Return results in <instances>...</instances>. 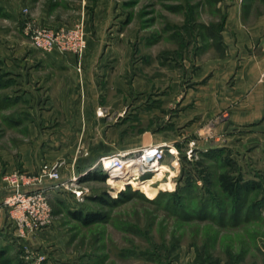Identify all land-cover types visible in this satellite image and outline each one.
I'll return each instance as SVG.
<instances>
[{
	"label": "rangeland",
	"instance_id": "rangeland-1",
	"mask_svg": "<svg viewBox=\"0 0 264 264\" xmlns=\"http://www.w3.org/2000/svg\"><path fill=\"white\" fill-rule=\"evenodd\" d=\"M96 1L101 0H0V165L6 194L9 174H37L42 166L36 172L21 166L5 172L6 158L15 159L20 143L28 137L11 128L10 116L25 104L10 102L9 68L50 66L43 55L53 51L34 47L25 28L29 23L68 28L81 21L86 46L80 56L72 53L79 71L89 33L100 31L99 24H94ZM113 2L112 17L101 33L102 47L111 51L102 52L97 62L87 65L104 66L106 61L107 66H123L128 58L130 66H135L130 73L114 70V78L130 79L125 91L131 102L122 116L111 121L126 124L124 133L118 135L121 139L133 140L144 133L147 142L128 150L132 151L130 157L141 153L147 144H162L164 153L158 167L141 166L147 171L140 177H135L133 169L121 178L117 173L113 178L102 173L98 165L101 156L95 166L83 172L69 167L67 177L74 174L77 180L68 183L72 191L56 190L54 196L48 191L51 212L47 225L24 230L7 215L6 231L0 234V264H264V212L248 220L243 216L253 199L264 196V165L257 162L250 143L241 136L225 139L204 134L202 120L198 123L199 118L187 115L185 101L190 71L205 62L214 64L228 53L220 32L230 7L239 5L242 14L253 18L264 15V0ZM42 15L48 22L42 23ZM141 76L146 77L145 84L139 83ZM155 136L162 137V142H154ZM64 163L60 159L48 164L61 171ZM160 166L167 169L155 176ZM221 174L236 184L255 180L260 185L247 193L237 222L219 223L209 216L192 215L198 213L196 208L204 198H215L225 209L232 207L233 197H227L219 186ZM130 179L140 181V187L128 183ZM50 183L45 179L41 185ZM144 184L157 189L153 199H147L141 190ZM186 184L189 189H184ZM74 191H81L83 199L76 202ZM121 192L124 195L118 199ZM103 195L106 203L93 199ZM55 196L66 198V203ZM2 202L3 198L1 206ZM76 209L103 215L83 223L70 214Z\"/></svg>",
	"mask_w": 264,
	"mask_h": 264
},
{
	"label": "crops",
	"instance_id": "crops-1",
	"mask_svg": "<svg viewBox=\"0 0 264 264\" xmlns=\"http://www.w3.org/2000/svg\"><path fill=\"white\" fill-rule=\"evenodd\" d=\"M95 4L94 24H99L100 31L89 33L79 71L74 54L57 50L43 55L50 66H10L7 79L10 102L25 104V108L17 110L19 113L10 116L11 128L28 137L20 143L15 159L6 158L5 172H12L18 166L36 172L44 162L62 159L65 163L60 173L67 178L69 167L83 172L95 166L102 155L116 151L131 153L128 150L145 143L144 133L133 140L119 138L126 124L115 125L111 121L122 116L131 102L125 91L130 79L114 78V70L130 73L135 66H130L128 58L123 60V66H107L106 61L104 66L87 65L97 62L102 52L111 51L108 46L102 47L101 33L110 22L114 2L101 0ZM45 22L48 21L42 15V23ZM220 33L228 53L214 60V64L205 62L190 71L191 84L185 99L187 115L199 118L198 123L202 120L204 134L222 135L225 139L241 136L243 141L248 140L252 155L256 154L257 162L264 165V15L248 18L239 5L231 6ZM141 77L139 83L145 84L146 77ZM152 140L159 143L163 138L155 136ZM3 174L0 165V205L7 192ZM55 197L66 203V198ZM7 215L1 206L0 234L6 231Z\"/></svg>",
	"mask_w": 264,
	"mask_h": 264
},
{
	"label": "built area",
	"instance_id": "built-area-1",
	"mask_svg": "<svg viewBox=\"0 0 264 264\" xmlns=\"http://www.w3.org/2000/svg\"><path fill=\"white\" fill-rule=\"evenodd\" d=\"M25 33L34 47L45 52L56 49L62 53L71 52L80 56L86 46L85 32L81 21L68 28H48L29 23L25 28ZM149 148L140 150L141 153H143L144 149L146 150L147 163L151 164L155 160L160 162L164 153L162 144L151 145ZM169 151L173 152V149H169ZM117 154L120 156V163H129V161L127 162L129 160L127 156H122V153ZM111 160L112 155L101 156L98 165L103 174L113 178L115 173L110 172L107 166L103 164ZM135 166H131L132 169L130 171L132 172L134 169L135 177H140L142 174L138 172L137 165ZM5 179L9 182V190L3 197L2 206L7 210L9 220L16 223L21 229L31 230L35 226H45L49 222L51 205L48 191L60 189L72 191L68 183L72 184V181L75 182L77 176L73 174L64 179L58 167L44 163L37 174L13 172ZM45 179L51 181L48 186L41 185ZM74 192L76 202L83 199L81 191Z\"/></svg>",
	"mask_w": 264,
	"mask_h": 264
},
{
	"label": "trees",
	"instance_id": "trees-1",
	"mask_svg": "<svg viewBox=\"0 0 264 264\" xmlns=\"http://www.w3.org/2000/svg\"><path fill=\"white\" fill-rule=\"evenodd\" d=\"M218 179H219V186L221 190L225 192L227 197H230V196L233 197L232 207L230 209H225L223 205L221 204V202L214 201L215 198H212V201L209 200V198H204L201 200V202L198 204L196 208L198 209L197 210L198 213L197 214L194 213L192 215H197L198 217L209 216L212 219H216L217 222L219 223L225 220L230 221V222H237L239 216L242 215V209L245 207L247 193L251 192L250 190L259 188L260 185L255 180H247L242 183L236 184L235 182L230 181L225 174H221ZM130 180H133V179H130ZM130 180L127 182L131 183ZM136 183L138 185L141 182L137 180ZM121 184H123V182H121ZM189 187H190L189 184H186L184 186V189H189ZM123 195H124V192H121L118 199H121ZM159 195L162 196L163 193ZM160 196H158L157 198L159 199ZM93 199L96 201L104 202V203L108 201L105 195L97 196L96 198L93 197ZM109 201H111V199ZM112 201H117V200L112 199ZM172 207L179 208L178 205L176 206L174 205ZM263 208H264V196L261 198L253 199V202H251V204L246 208L247 210L243 215L244 219L248 220L249 217L260 216ZM70 214L83 223H88L91 221L99 220L101 219L103 215L102 212L89 213V212H82L81 210H77V209L70 210ZM190 216L191 215H188V217Z\"/></svg>",
	"mask_w": 264,
	"mask_h": 264
},
{
	"label": "bare ground",
	"instance_id": "bare-ground-1",
	"mask_svg": "<svg viewBox=\"0 0 264 264\" xmlns=\"http://www.w3.org/2000/svg\"><path fill=\"white\" fill-rule=\"evenodd\" d=\"M149 147H150L149 144L144 146V148H146V150L150 149ZM146 150L144 149L142 151L143 153L140 154L138 152L136 155H133L132 157L129 156V155H131V153H123L122 156H127V158H129V160H127V162L129 161V163H125V164L123 162L120 163V158H119L120 156L119 155H114V156H112V160L110 162H104L103 164H105L107 166V168L110 170V172L115 173V174L117 173L118 177L120 176V178L126 175V173L132 168L131 166H135V165H137L138 172L140 174H143L147 170L146 169L142 170L141 166L142 167L143 166H147L148 168H151V167H153L155 165H157V167H158V164H159L157 162V160H155L151 164L147 163V157L148 156L146 154ZM139 168H141V170ZM135 169H136V166H135ZM160 169L161 170H159L158 173L155 174V176L161 174L162 173V169L165 170L167 168L164 167V166H160ZM130 181H131V183L133 185H135L137 187L138 186L140 187V185H137L134 180H130ZM141 190L145 193V196L148 199H153L157 195V189H154L153 187H150V186H148L146 184L141 185Z\"/></svg>",
	"mask_w": 264,
	"mask_h": 264
}]
</instances>
